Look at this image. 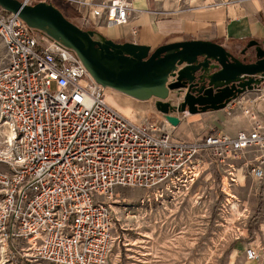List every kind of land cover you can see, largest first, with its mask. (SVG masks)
<instances>
[{
  "label": "built area",
  "instance_id": "2783aa9c",
  "mask_svg": "<svg viewBox=\"0 0 264 264\" xmlns=\"http://www.w3.org/2000/svg\"><path fill=\"white\" fill-rule=\"evenodd\" d=\"M66 1L96 26L129 25L134 9L132 0ZM0 41V241L19 264H106L124 188L143 189L139 202L153 207L209 170L235 206L239 177L264 184V107L253 106L264 103V83L223 108H240L246 127L213 125L185 139L165 116L137 107L142 99L98 82L73 48L2 6ZM109 95L129 102L130 113Z\"/></svg>",
  "mask_w": 264,
  "mask_h": 264
},
{
  "label": "rangeland",
  "instance_id": "374dc122",
  "mask_svg": "<svg viewBox=\"0 0 264 264\" xmlns=\"http://www.w3.org/2000/svg\"><path fill=\"white\" fill-rule=\"evenodd\" d=\"M46 1L59 6L68 18L84 28L101 31L100 26H105L84 24L82 14L69 1ZM202 1L155 0V4L163 8L182 9ZM243 46L230 47L240 54ZM248 49L247 58L253 59L252 46ZM3 52L4 46L0 41V54ZM144 102L145 105L140 102L137 107L153 113L149 109L155 107L154 99ZM221 113L211 126L229 133L247 126L241 121L227 119L226 111ZM236 113L244 118L240 108H236L233 115ZM179 126L181 129L183 122ZM3 131L7 132L0 129V139ZM239 181L240 184L232 189L236 196L235 206H230L227 198L230 195L221 188V177L209 170L192 184L185 195L167 199L164 203H154L153 207L139 202L143 189H121V196L125 200L115 207L119 219L116 234L119 232L120 237L116 238L106 264H264V188L261 192V209L257 211L263 182L252 183L250 179L243 180L242 177H239ZM250 247L257 251L253 259L246 257ZM0 264H19L1 241ZM29 264L54 263L40 260Z\"/></svg>",
  "mask_w": 264,
  "mask_h": 264
},
{
  "label": "water",
  "instance_id": "95a60500",
  "mask_svg": "<svg viewBox=\"0 0 264 264\" xmlns=\"http://www.w3.org/2000/svg\"><path fill=\"white\" fill-rule=\"evenodd\" d=\"M0 6L73 48L98 82L142 100L154 99L155 107L175 125L185 113L222 109L238 94L264 83V41L254 38L240 54L199 38L152 48L84 28L50 1L0 0ZM251 46L253 59L246 55Z\"/></svg>",
  "mask_w": 264,
  "mask_h": 264
},
{
  "label": "crops",
  "instance_id": "0c3cea01",
  "mask_svg": "<svg viewBox=\"0 0 264 264\" xmlns=\"http://www.w3.org/2000/svg\"><path fill=\"white\" fill-rule=\"evenodd\" d=\"M132 2L130 27L127 24L100 26V30L116 40L136 41L152 48L190 38L211 39L226 47H241L252 38L264 41V0H204L182 9L163 8L155 4V0ZM254 94V90L247 91L248 96ZM253 106L262 109L264 103L257 101ZM154 108L149 109L153 113H148L152 119L160 120L163 113ZM221 111L224 113L225 109L185 113L176 125L175 133L185 139H196L217 121ZM233 113L226 115L229 116L227 119L247 125L240 114ZM181 122L183 127L180 129Z\"/></svg>",
  "mask_w": 264,
  "mask_h": 264
},
{
  "label": "bare ground",
  "instance_id": "6f19581e",
  "mask_svg": "<svg viewBox=\"0 0 264 264\" xmlns=\"http://www.w3.org/2000/svg\"><path fill=\"white\" fill-rule=\"evenodd\" d=\"M109 99L114 103L116 104L117 106H119L126 114H129L130 113V110H131V107L132 105L129 103V102H125V103H121L119 102V100L114 97L113 95H109ZM145 101V100H144ZM144 101H141L145 104ZM4 132V131H3ZM11 134V133H9Z\"/></svg>",
  "mask_w": 264,
  "mask_h": 264
},
{
  "label": "trees",
  "instance_id": "16d2710c",
  "mask_svg": "<svg viewBox=\"0 0 264 264\" xmlns=\"http://www.w3.org/2000/svg\"><path fill=\"white\" fill-rule=\"evenodd\" d=\"M263 188H264V184L262 185V189L260 191V195H259V198H258V205H257V211L259 212L260 209H261V203H262V195H261V192L263 191Z\"/></svg>",
  "mask_w": 264,
  "mask_h": 264
}]
</instances>
